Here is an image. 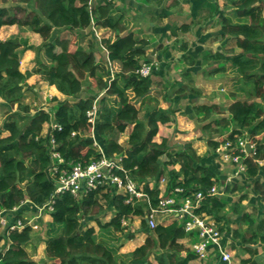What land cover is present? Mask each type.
<instances>
[{"label":"trees","instance_id":"obj_1","mask_svg":"<svg viewBox=\"0 0 264 264\" xmlns=\"http://www.w3.org/2000/svg\"><path fill=\"white\" fill-rule=\"evenodd\" d=\"M219 9L216 4L214 10ZM220 13V38L226 44L234 43V48L210 55L218 62L214 72L233 69L235 83L240 84L244 97L232 94L234 100L226 109L217 105H196L193 109L197 115L205 113L206 119L216 109L222 114L214 121L221 127L220 131L230 125L235 127L220 142L208 140L214 153L222 143H236L243 132L248 133L255 146L250 153L243 154L247 166L245 177L253 180L254 190L264 199V165L261 164L264 162V136L259 138L264 135V0H224ZM93 23L116 33L115 39L103 40L109 62L118 63L121 68L112 79L99 77L101 66L94 52L83 53L81 48H73L70 40L60 37L64 30L79 35ZM14 25L30 28L42 37V43L31 45L16 36L0 40V97L9 108L3 125L9 135L0 138V211L7 210L11 220L24 219L26 206L37 210L36 207L45 204L54 193L55 186L48 173L52 164L49 139L42 136L44 125L49 122L57 125L52 133L66 165L78 162L88 165L103 154L108 158L121 155L122 167L138 184H144L143 189L153 207L159 204V185L163 178L167 180L168 195L180 187L182 196L199 190L206 194L222 182L213 158L199 156L192 143L171 148L167 140L161 143L154 140L159 125L171 122L175 110H161L146 101L150 93V75L145 77L138 73L145 54V42L132 33L120 35L123 17L116 14L111 0L2 2L0 29ZM26 50L36 52L37 66L32 72L23 73L21 55ZM41 52H44L46 62L41 60ZM154 71L155 67L152 73ZM33 73L41 75L45 82L72 101L58 100L53 114L45 110L31 114V107L25 104L24 97L25 87H29L27 77ZM85 78L98 80L100 89L105 90L98 101L103 106L94 125L89 121L88 112L93 109L97 96L84 93ZM110 97H116L112 105L106 104ZM138 101L145 108L143 118L141 108L137 107ZM15 106L17 109L13 111ZM226 112L227 116L223 114ZM130 126L132 131L126 145L110 137L115 130L124 133ZM92 127L94 136L87 134ZM171 165L180 168L169 169ZM116 173L124 176L122 170H116ZM241 189L238 182L225 187L229 193ZM128 197L105 186L79 196L71 192L56 195L49 211L52 220L47 224L45 239L46 256L51 264H192L196 255L180 240L187 235L197 238L196 233H188L183 223L177 221L164 224L160 221L161 214L156 218V227L151 229L145 218L149 212L147 202L128 203ZM246 198V194L240 196L234 210L239 211ZM228 200L220 195L206 194L197 213L212 217L222 231H228ZM15 207L18 209L11 213ZM109 213L111 218L103 222L101 218ZM135 216L142 218L141 226L138 230H130V224L125 226L123 220ZM91 219L97 223L98 231L89 223ZM33 231L28 223L22 229L9 231L3 228L0 264H37L26 248L33 238ZM140 231L147 234L145 242L130 253L120 254L123 241L134 239ZM233 236L242 237L243 246L254 243L255 238L264 242V220L258 224L254 238L247 239L238 230L233 231ZM153 255L155 262L151 260Z\"/></svg>","mask_w":264,"mask_h":264},{"label":"crops","instance_id":"obj_2","mask_svg":"<svg viewBox=\"0 0 264 264\" xmlns=\"http://www.w3.org/2000/svg\"><path fill=\"white\" fill-rule=\"evenodd\" d=\"M111 1L116 14L123 17V31L120 35L124 36L132 33L136 38L144 41L145 54L141 59V64L146 63L147 60L156 66H154L155 71L152 73L155 76L150 77V93L146 101L149 99L150 102L156 103L161 110H175L171 122L159 125V132L155 137V141L161 143L163 140H167L171 148L177 146L176 144L190 142L199 156L213 158L212 161H214L218 175L225 184L239 183L242 189L235 191L233 194L225 193V190H223V194H226L224 198L229 199L228 201L230 202L235 198L239 199L244 194L247 195V198L240 204L241 214L234 215L233 220L230 219L233 230L225 231L226 236L229 238L227 248L232 256L231 264H264V242L260 238H255L254 243L243 246L242 237L233 236V231L238 230L245 238H254L258 224L261 220H264V199L254 190L253 180H246L245 174L235 177L234 166L225 162L223 157L216 150L214 153L209 146L208 140L212 137L209 131L204 129V132L203 128H211V126L206 124H209L212 119L214 122L222 114L217 113V110L214 109L212 116L206 119L205 113L197 115L193 109L196 105H217L220 108H224L225 103H230L225 99L212 100L208 98L209 96L211 98L215 97L212 96L213 91L209 93L208 87L213 84V79L216 80L218 79L216 77L220 76L214 70H208L210 63L216 65V67L218 64L210 55L222 50V45L226 44L225 40L220 38L219 31L214 32L217 31L216 25L221 18L220 10L224 6V0ZM216 4L220 7L217 12L214 10ZM8 27L13 26H4L2 29ZM96 29L106 33L102 41L115 39L116 37V33L111 29L93 23L90 30L94 32ZM98 33L101 32L98 31ZM0 40H4V38H0ZM218 40L221 42L219 43ZM95 46L93 52L97 60L98 46L96 42ZM216 47L218 48L217 50H215ZM212 49L214 50L213 53ZM101 54L104 55L105 59L108 58L107 52L105 53L106 56L104 52H101ZM21 56V71L23 73L32 72L35 66L34 52L26 50ZM222 73L225 74V72ZM207 76L208 78H206ZM26 84L29 87H26L24 102L29 106H32V103L36 105L39 101L45 102L50 94H53L59 100L66 97L55 86L43 81L41 75L35 73L27 77ZM229 100H232L231 97H229ZM140 104L141 101H138L137 105L140 106ZM16 107L13 111L16 110ZM2 108H5L4 113H6L8 108L5 101L0 97V116L4 114L1 112ZM227 113L223 114L227 116ZM2 123L0 121V138L9 135L8 131L3 130ZM131 131L132 126L128 127L125 132L127 134L125 136L127 142ZM212 139L214 140L215 138ZM119 141L121 140H117L118 143H121ZM164 159L166 160L167 158ZM261 164L264 165V162H261ZM179 168V165L169 166V169L179 170ZM151 185H154L153 181H151ZM159 187L161 194L167 195V184L165 185L163 181H160ZM27 209L32 210V207L30 205L26 206ZM244 214H247V216L243 217ZM135 219H137V223L141 224L142 218L135 216L128 219L130 226L132 222H135ZM160 221L164 224H170L175 221L182 223L173 216H167L166 218L162 216ZM146 237L147 235L145 239ZM134 239L127 241L129 245L136 242ZM145 239L138 246L134 244L135 246L131 248L130 246L123 247V245L119 253L126 254L134 251L145 242ZM197 240L198 237L192 238L191 235H187L180 242L185 245L187 250L193 252V244ZM3 244L4 241L0 243V245ZM126 247L129 252H123ZM182 255L185 256L186 252L183 251ZM191 263L227 264L222 261L217 251H212L206 260H200L196 256Z\"/></svg>","mask_w":264,"mask_h":264},{"label":"built area","instance_id":"obj_3","mask_svg":"<svg viewBox=\"0 0 264 264\" xmlns=\"http://www.w3.org/2000/svg\"><path fill=\"white\" fill-rule=\"evenodd\" d=\"M152 65L151 63H143L138 73L145 77L151 75L154 68V65ZM97 114L98 110L94 104L93 109L88 112L89 121L93 125L95 124ZM55 128H57V125L50 123L49 131L46 133L49 139V152L52 157V164L48 169V173L54 183L55 189L51 198L42 206H37V210L46 209L50 211L54 197L65 192H71L79 196L82 193L96 190L101 186L115 188L118 192H123L129 196L127 199L128 203L135 204L137 201L147 202L149 212L145 218L148 219L147 223L151 229L156 227V218L159 214L165 218L167 216L176 217L183 223L188 233H196L198 240L193 244V252L198 259L206 260L212 251H217L223 262L231 264L232 256L227 248L229 238L226 236L225 231L220 229L212 217L197 213V209L201 206L206 194H223L217 186H213L206 194L199 190L188 196H182L183 189L177 187L169 195L160 194L158 206L153 207L143 189L144 184H138L122 167V156L108 158L103 154L102 158L92 160L88 165H83L81 162L66 165V161L57 150V144L53 137L52 131ZM92 133V136H94L93 131ZM247 143L249 142L243 139H239L236 143L226 141L216 149L225 162L234 166L235 177L243 176L247 170L243 155L244 153H250L246 149ZM95 145H97L96 142ZM253 148V145H251V151ZM116 170H122L124 176L118 175ZM163 181H165L164 178ZM26 202L28 203L29 201L27 200ZM17 209L18 207H15L11 213ZM9 215L11 214L5 209L0 211V225L3 228H8L9 231L22 229L26 223L35 228L31 220L28 219L26 223L24 222V219L26 220L27 217L11 220ZM127 221L123 220V224L129 225Z\"/></svg>","mask_w":264,"mask_h":264},{"label":"rangeland","instance_id":"obj_4","mask_svg":"<svg viewBox=\"0 0 264 264\" xmlns=\"http://www.w3.org/2000/svg\"><path fill=\"white\" fill-rule=\"evenodd\" d=\"M11 2V1H15V0H0V4L2 2ZM217 28L216 30L217 31H214V32H218L221 28V25H220V20L217 22ZM25 30V31H24ZM101 32V33H98ZM94 30L91 31L90 30V27L84 31H81V33L78 35L74 32H71V31H68V30H64L63 32H61V35L60 37L62 38H65V39H68L71 41L72 43V47L75 48V49H79L81 48V51L84 53H89V52H93L95 50V42L97 44V63L99 62L100 66H101V71L99 73V77H103L104 79L108 78V77H111L114 78L116 73L118 71H120V65L119 64H115V63H112V62H109L108 58L105 59L104 55L101 54V52H104V54L107 52L108 54V50L107 48L105 47V45L103 44L104 42L102 41V39L104 38V36H106V33H103L104 31H101V30ZM11 36H16V37H19L20 39H24V40H27L29 44L31 45H35V46H39L41 43H42V37L40 35H36L35 32H33L30 28L26 27V28H20L18 27L17 25H14L13 27H8V28H4V29H0V38H4L7 39ZM219 43L221 42L220 40H218ZM234 43L232 44H226V45H222V50H219L217 52H228V51H231L232 48H234L233 46ZM100 45V46H99ZM215 46V45H214ZM214 48V47H213ZM218 48L216 47L215 50H217ZM35 54V57H34V61H35V58H36V52L34 50H32ZM100 51V52H99ZM213 49H212V53H213ZM24 53V52H23ZM106 56V54H105ZM40 58L41 60H43L44 62H46V56L44 55V52H41V55H40ZM21 60H22V56H21ZM22 63V61H21ZM34 67H33V70L36 68L37 66V63L36 61L34 62ZM153 66V65H152ZM155 66V65H154ZM156 67V66H155ZM216 68V65H212V63L209 64L208 66V70H214ZM109 73V74H107ZM218 79H213V84L211 85L210 84V87L209 88V93L210 91H213V95L212 96H215L214 98H211L210 96L208 98L212 99V100H216V99H221V100H227L229 101L230 103L234 100V97L232 94L234 95H237V97L239 98H242L244 97L242 91L240 90V84H237L235 83V76H236V73L234 72L233 69H229L227 70V72L224 73H217ZM39 75V74H38ZM152 76H155L154 74L151 73L150 77ZM204 76V75H202ZM182 78V77H181ZM208 78V76L206 77ZM42 79V77H41ZM43 80V79H42ZM44 81V80H43ZM83 87H84V93L85 92H88L90 94H92L93 96H97L96 98V102H95V105L97 107V110L98 112L100 111V107L103 106V105H100L98 103V101L102 98L103 96V93L105 90H101L99 85H98V80L96 79H92V78H85L84 81H83ZM25 90H26V87H25ZM212 94V93H211ZM229 97H231L232 100H229ZM116 97H110L108 100V105H112L114 103V100ZM64 99H69L70 101H72L71 98H68V97H65ZM62 99V100H64ZM34 100V98H33ZM32 100V102H34ZM37 100L39 101V99L37 98ZM58 98L57 97H54L53 94H50L47 96V100L45 102H38V104H34L32 103V106L31 107V114L39 111V110H45L47 112H50L51 114H53L54 110H55V107L57 106L58 104ZM149 101V99H148ZM149 103V102H148ZM230 103H225V107L224 109H226L228 107V105ZM150 104L152 106L156 105V103H152L150 102ZM227 104V106H226ZM16 107V106H15ZM15 107L13 109H15ZM137 107L141 108V112H140V116L143 118L144 117V114H145V108L142 107V105L140 104V106L137 105ZM17 109V107H16ZM5 111V108H2L1 109V112L2 114L4 113ZM9 113V108L8 110L6 111V113H4L3 115L0 116V121L3 122L2 123V126L4 125L6 119H7V114ZM98 115V114H97ZM4 120V121H3ZM207 123V121H206ZM210 123L212 124H206V125H209L211 126V128H203V130H207L209 131L210 135L212 138H215L214 140L216 141H222L223 139L227 138L229 136V134L232 132V130L235 128L233 125H230L228 128H225V129H222V131H220L221 127H218L217 125L214 124L213 122V119L210 120ZM49 126H50V122L49 123H46L44 125V128H43V131H42V136L45 137L46 136V133L49 131ZM211 129V130H210ZM204 130V132H205ZM215 130V131H214ZM93 131V128L91 129V132L90 130L87 132V134L89 135V133L91 134V136L93 135L92 133ZM126 132V131H125ZM124 133H121L119 132L118 130H115L114 131V135H111L110 137H112L113 139H115L116 141L117 140H121L119 142H121L120 144H127V139L125 138V136H127V134ZM221 132V133H219ZM239 135V134H238ZM236 135V136H238ZM206 136H208L206 134ZM264 135H260L259 138H263ZM123 139V140H122ZM240 139H243V140H247L251 145H253V147L255 146V142H252L249 138H248V133L245 131L242 133V135L240 136ZM155 140V139H154ZM173 141V140H172ZM171 142V141H170ZM183 144V143H182ZM182 144H176V145H182ZM121 155H117L115 154L114 157H120ZM219 160V159H218ZM220 161V160H219ZM165 181H162L165 183V185L167 184V180L166 178H164ZM227 184H225V182H219V184H217V187L219 188L220 191H222L221 193H223V190H225V187H226ZM152 186V185H151ZM225 193H227L225 191ZM231 193V192H230ZM233 194V193H231ZM224 195V194H223ZM220 195L221 197H225V195ZM236 200V201H234ZM232 202H230V204L228 203L227 205V217L229 218L228 222L226 221V224L227 226H229V230H233L232 228V222L230 221V219L233 220V217L234 215H239L241 214V209L239 211L237 210H234V204L235 202H237L239 199L238 198H235ZM102 202L104 203V200H102ZM105 204V203H104ZM24 217L26 216L27 217V220H31V223L34 224V230L33 233V238L31 240V242L26 246L28 252H29V255L30 257L35 260L37 262V264H51V260L46 256V251H45V248H46V245H45V239H46V231H47V224L49 222H51L52 218H51V215L49 213V210H26V212H24ZM112 214H108L104 217L101 218L102 221H106V220H109V218H111ZM137 219H135V222H132L131 226L128 228L130 230H138L141 226V224L137 223L136 222ZM89 223L93 226H95L96 230L98 231L99 230V227L97 226V223L95 222V220L91 219L89 221ZM127 223L129 224V221H127ZM139 224V225H138ZM125 225V224H124ZM125 226H129V225H125ZM3 232V227L1 226L0 227V234ZM147 234L144 232V231H140V232H136L135 234V239L136 242H134V244L136 246H138L139 244L142 243L143 239H145V236ZM124 246H130V248L132 246H135L134 244H130L127 242V240H124ZM133 242V241H132ZM120 251V250H119ZM123 252H129L128 251V248H124L123 249ZM131 252V251H130ZM129 252V253H130ZM151 260L155 261V258H154V255L151 256Z\"/></svg>","mask_w":264,"mask_h":264},{"label":"water","instance_id":"obj_5","mask_svg":"<svg viewBox=\"0 0 264 264\" xmlns=\"http://www.w3.org/2000/svg\"><path fill=\"white\" fill-rule=\"evenodd\" d=\"M246 149L248 150V152H251V145L250 143L246 144ZM146 221H148V219H146Z\"/></svg>","mask_w":264,"mask_h":264}]
</instances>
